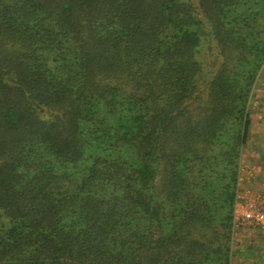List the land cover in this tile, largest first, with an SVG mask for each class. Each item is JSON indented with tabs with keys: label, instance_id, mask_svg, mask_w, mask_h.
<instances>
[{
	"label": "trees",
	"instance_id": "1",
	"mask_svg": "<svg viewBox=\"0 0 264 264\" xmlns=\"http://www.w3.org/2000/svg\"><path fill=\"white\" fill-rule=\"evenodd\" d=\"M263 68L264 0H0V264H231Z\"/></svg>",
	"mask_w": 264,
	"mask_h": 264
},
{
	"label": "rangeland",
	"instance_id": "2",
	"mask_svg": "<svg viewBox=\"0 0 264 264\" xmlns=\"http://www.w3.org/2000/svg\"><path fill=\"white\" fill-rule=\"evenodd\" d=\"M249 113L252 123L242 154L240 190L254 195L258 194L257 188L264 184V178L257 179V168L264 167L262 159L259 160L264 150V68L253 90ZM259 195L264 197L262 192ZM233 251L231 264H264V230L243 228L235 232Z\"/></svg>",
	"mask_w": 264,
	"mask_h": 264
},
{
	"label": "built area",
	"instance_id": "3",
	"mask_svg": "<svg viewBox=\"0 0 264 264\" xmlns=\"http://www.w3.org/2000/svg\"><path fill=\"white\" fill-rule=\"evenodd\" d=\"M233 224L234 234L243 228L264 230V197L239 189Z\"/></svg>",
	"mask_w": 264,
	"mask_h": 264
},
{
	"label": "crops",
	"instance_id": "4",
	"mask_svg": "<svg viewBox=\"0 0 264 264\" xmlns=\"http://www.w3.org/2000/svg\"><path fill=\"white\" fill-rule=\"evenodd\" d=\"M263 153H262V156L261 157H259V160L260 159H262V161H263V163H262V165H264V150L262 151ZM261 154V153H260ZM261 165V164H260ZM258 177L259 178H257L258 180H260V179H263L264 178V167H261V166H259L258 168ZM262 181V180H261ZM263 186V187H262ZM262 187V188H261ZM258 190H257V193L259 194V192H262V193H264V184H262V185H260V187L259 188H257Z\"/></svg>",
	"mask_w": 264,
	"mask_h": 264
}]
</instances>
